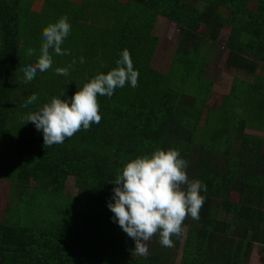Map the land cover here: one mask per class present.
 <instances>
[{"label":"trees","instance_id":"1","mask_svg":"<svg viewBox=\"0 0 264 264\" xmlns=\"http://www.w3.org/2000/svg\"><path fill=\"white\" fill-rule=\"evenodd\" d=\"M62 16L71 32L61 47L71 54L50 50L52 67L25 82L42 29ZM158 18L177 29L164 71L150 64ZM224 25L223 68L232 76L209 103V56ZM124 49L138 86L98 95L99 124L51 147L32 122L22 124L52 97L70 99L115 68ZM69 65L67 76L55 73ZM169 148L188 161L189 179L206 185L199 220L187 217L172 247L156 235L147 255L133 254L107 206L112 181L129 160ZM0 178L9 183L0 264H246L254 244L264 253V0H0Z\"/></svg>","mask_w":264,"mask_h":264},{"label":"clouds","instance_id":"2","mask_svg":"<svg viewBox=\"0 0 264 264\" xmlns=\"http://www.w3.org/2000/svg\"><path fill=\"white\" fill-rule=\"evenodd\" d=\"M71 24L66 16L60 17L42 29L40 55L35 64L23 68L25 82L33 80L37 72H45L52 67L50 50L56 55H70L62 49L64 40L70 35ZM35 49L29 48L28 55ZM116 67L106 74L101 72L86 82L70 99L52 97L38 110L27 114L22 124L32 122L43 133L44 147L62 144L80 130H90L92 124H99L98 95L111 98L115 89L130 84L138 86L139 72L134 69L130 52L124 49L119 54ZM80 62L84 58L80 57ZM75 64V59L72 62ZM68 67H57V75L67 76ZM38 99L32 94L27 105ZM188 161L178 150L156 149L150 155L129 160L114 177L113 197L107 204L113 213L114 222L132 238L133 254L147 255L148 242L159 236L163 247H172V236L183 234V222L187 217L199 220V212L204 203L201 189L206 185L200 180H190L186 169ZM114 200V202H112Z\"/></svg>","mask_w":264,"mask_h":264},{"label":"rangeland","instance_id":"3","mask_svg":"<svg viewBox=\"0 0 264 264\" xmlns=\"http://www.w3.org/2000/svg\"><path fill=\"white\" fill-rule=\"evenodd\" d=\"M227 30L228 27L224 25L220 30L218 39L215 41L216 49H214V51L209 56L210 65L208 66V74H212H210V77L214 81L212 94L210 95L208 100L209 103L217 101L220 95L225 93L232 76L231 73H228L223 68L224 56L226 51L223 49L221 42ZM153 33L157 36L158 40L150 64L153 68L164 71L169 62V55L171 54V51L173 50L176 43L177 29L174 23L164 18H158L157 25H155ZM237 76H241V73H238ZM249 132L258 134L253 130H250ZM237 146L238 141H234L231 146V153L236 152ZM8 184L9 183L7 181L0 178V214L2 210L1 206L8 195ZM64 191L69 195H72L75 192V189L72 185V180L70 178L66 180ZM219 215L223 216L222 214ZM263 255V250L259 249V247L254 244L249 252V257L246 261V264H260Z\"/></svg>","mask_w":264,"mask_h":264},{"label":"crops","instance_id":"4","mask_svg":"<svg viewBox=\"0 0 264 264\" xmlns=\"http://www.w3.org/2000/svg\"><path fill=\"white\" fill-rule=\"evenodd\" d=\"M251 129H245V132H249Z\"/></svg>","mask_w":264,"mask_h":264}]
</instances>
